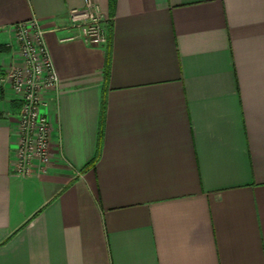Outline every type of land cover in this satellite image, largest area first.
Instances as JSON below:
<instances>
[{"label":"crops","instance_id":"crops-1","mask_svg":"<svg viewBox=\"0 0 264 264\" xmlns=\"http://www.w3.org/2000/svg\"><path fill=\"white\" fill-rule=\"evenodd\" d=\"M96 1L104 46L57 29L83 0H0V70L37 18L60 78L27 177L0 95V264H264V0Z\"/></svg>","mask_w":264,"mask_h":264},{"label":"built area","instance_id":"built-area-1","mask_svg":"<svg viewBox=\"0 0 264 264\" xmlns=\"http://www.w3.org/2000/svg\"><path fill=\"white\" fill-rule=\"evenodd\" d=\"M103 14L96 0H83V6L72 8L68 23L57 28L72 33L63 40L81 38L104 46L108 36ZM46 29L37 18L13 25L18 62L0 70V95L8 86L19 101L17 143L9 160L11 173L27 177L34 171H45L51 162L52 123L47 112L50 100L57 101L60 78L51 59Z\"/></svg>","mask_w":264,"mask_h":264},{"label":"trees","instance_id":"trees-1","mask_svg":"<svg viewBox=\"0 0 264 264\" xmlns=\"http://www.w3.org/2000/svg\"><path fill=\"white\" fill-rule=\"evenodd\" d=\"M106 71H107V74H106V76H108V64H107V69H106Z\"/></svg>","mask_w":264,"mask_h":264}]
</instances>
